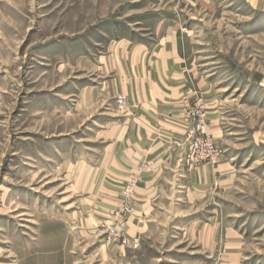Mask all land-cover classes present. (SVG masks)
I'll return each mask as SVG.
<instances>
[{
	"label": "rangeland",
	"instance_id": "374dc122",
	"mask_svg": "<svg viewBox=\"0 0 264 264\" xmlns=\"http://www.w3.org/2000/svg\"><path fill=\"white\" fill-rule=\"evenodd\" d=\"M175 36L190 129L177 182L133 234L155 168L115 181L113 135L132 108L120 61ZM195 135L217 162H187ZM206 164L226 177L196 183ZM127 199L136 247L109 238ZM0 264H264V0H0Z\"/></svg>",
	"mask_w": 264,
	"mask_h": 264
},
{
	"label": "crops",
	"instance_id": "0c3cea01",
	"mask_svg": "<svg viewBox=\"0 0 264 264\" xmlns=\"http://www.w3.org/2000/svg\"><path fill=\"white\" fill-rule=\"evenodd\" d=\"M181 46L178 36L150 45L138 42L128 46V56L120 61L123 67L117 79L118 91L125 84L132 108L113 135L111 148L116 152L113 160L118 167L115 178L121 179L115 181L122 183L130 173L139 174L138 167L145 162L155 168L153 173L140 174L129 232L150 221L147 218L155 210L156 199L164 193L165 184L171 186L178 180L176 166L183 160L184 139L190 129L189 123L183 120L181 108L182 98L190 90L184 88L188 82L182 77L186 60ZM126 48L119 50L122 53ZM224 165L201 166L195 173L196 183L204 180L213 184L219 181L218 175L222 180L226 177L221 172ZM192 173L189 174L191 183L194 182Z\"/></svg>",
	"mask_w": 264,
	"mask_h": 264
},
{
	"label": "built area",
	"instance_id": "2783aa9c",
	"mask_svg": "<svg viewBox=\"0 0 264 264\" xmlns=\"http://www.w3.org/2000/svg\"><path fill=\"white\" fill-rule=\"evenodd\" d=\"M191 115L196 117L195 129L202 130V133L205 132L204 113L203 109L200 107L193 108ZM220 152L215 141L212 138L207 136H198L195 135L190 140L188 147V163L199 164L202 162H217ZM137 179H133L127 187V193H131L137 183ZM132 204L130 199H127L125 202L120 203L117 206L116 210H113L112 220L110 224L109 238L113 240H122L124 244L138 245V238L129 237L126 231L127 216L132 212Z\"/></svg>",
	"mask_w": 264,
	"mask_h": 264
}]
</instances>
